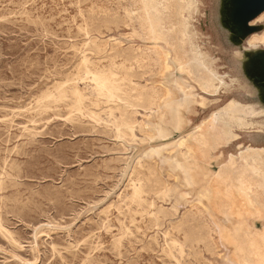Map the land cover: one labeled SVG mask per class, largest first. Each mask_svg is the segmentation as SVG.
I'll use <instances>...</instances> for the list:
<instances>
[{
  "label": "rangeland",
  "instance_id": "1",
  "mask_svg": "<svg viewBox=\"0 0 264 264\" xmlns=\"http://www.w3.org/2000/svg\"><path fill=\"white\" fill-rule=\"evenodd\" d=\"M141 11V0H0V264L240 263L227 236L214 253L204 215L223 227L208 207L188 209L168 153L148 155L134 174V149L116 137L144 114L125 74L163 89ZM193 26L208 48L210 22L195 16ZM110 73L119 87L104 96L91 76ZM221 104L199 110L192 125ZM165 183L175 189L167 198Z\"/></svg>",
  "mask_w": 264,
  "mask_h": 264
},
{
  "label": "bare ground",
  "instance_id": "2",
  "mask_svg": "<svg viewBox=\"0 0 264 264\" xmlns=\"http://www.w3.org/2000/svg\"><path fill=\"white\" fill-rule=\"evenodd\" d=\"M141 7L150 31L149 46L158 52L162 62L160 65L151 58L149 67L152 74L158 72L155 81L163 91L157 87L140 88L134 80V72L129 70L125 74V81L133 91L129 92L131 105L144 112L139 113L137 120L130 116L129 128L116 132L117 139L127 140L134 149L133 173L141 163L148 161V155L167 152L168 155L162 156L169 158L175 172L171 176L185 189L182 197L191 198L187 201L188 209L197 208L204 215L208 207L223 227L224 233L218 232L208 214L204 215L209 223L214 253L221 248L222 237L227 236L239 264H264V148L240 144L236 153H228L223 161L219 160L223 151L239 139L238 131L256 126L252 119L255 112L231 100L192 125L199 110H205L211 103L209 96L217 95L226 87L212 60L197 44L191 20L198 12V1L141 0ZM127 13L131 36L139 38L141 34L128 6ZM263 20L264 14L255 22ZM259 43L264 44V33L253 35L249 40L251 45ZM114 76V73L92 74L99 94L106 96L118 90ZM114 111L109 109L111 117ZM114 122L116 128L123 124L116 118ZM160 159L158 163L163 161ZM132 187L135 193L136 185ZM172 191L175 189L165 183L166 198ZM177 202L172 205L175 212L179 209ZM178 247L182 248L180 244Z\"/></svg>",
  "mask_w": 264,
  "mask_h": 264
},
{
  "label": "water",
  "instance_id": "3",
  "mask_svg": "<svg viewBox=\"0 0 264 264\" xmlns=\"http://www.w3.org/2000/svg\"><path fill=\"white\" fill-rule=\"evenodd\" d=\"M197 1L198 12L193 15L191 25L193 26L195 16H201L210 22L212 30L208 49L200 43L201 34L193 26L197 33V44L212 60L226 85L217 95L209 96L211 103L206 109L217 100L222 104L213 112L220 110L231 100L253 108L255 116L252 119L256 126L250 130L238 131L239 139L229 148L236 144L235 152L232 153L237 152L240 144L263 149L264 44L251 45L249 40L253 35L264 33V20L255 22L264 14V0H208L204 12L201 11L204 4Z\"/></svg>",
  "mask_w": 264,
  "mask_h": 264
}]
</instances>
